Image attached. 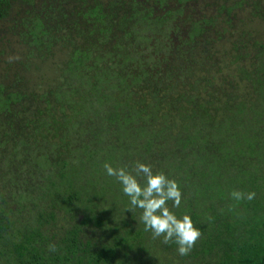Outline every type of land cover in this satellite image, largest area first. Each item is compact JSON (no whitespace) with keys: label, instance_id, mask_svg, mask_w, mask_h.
<instances>
[{"label":"trees","instance_id":"16d2710c","mask_svg":"<svg viewBox=\"0 0 264 264\" xmlns=\"http://www.w3.org/2000/svg\"><path fill=\"white\" fill-rule=\"evenodd\" d=\"M137 161L177 182L186 255L105 173ZM4 241L0 264H264V0H0Z\"/></svg>","mask_w":264,"mask_h":264},{"label":"clouds","instance_id":"9594fccd","mask_svg":"<svg viewBox=\"0 0 264 264\" xmlns=\"http://www.w3.org/2000/svg\"><path fill=\"white\" fill-rule=\"evenodd\" d=\"M104 168L106 175L114 177L122 193L128 197L129 207L125 210H141L139 220L145 231H150L154 239L162 238L164 244L175 243L181 256L191 251L201 233L188 214L177 215L172 210L181 203V192L174 179L167 177L163 171H153L151 165L140 161L135 162L131 169L113 168L109 164H105ZM231 195L236 200L241 199L239 192ZM253 196L254 193H248L247 199L251 200Z\"/></svg>","mask_w":264,"mask_h":264},{"label":"rangeland","instance_id":"374dc122","mask_svg":"<svg viewBox=\"0 0 264 264\" xmlns=\"http://www.w3.org/2000/svg\"><path fill=\"white\" fill-rule=\"evenodd\" d=\"M231 2H233L234 0H230ZM250 8H247L246 10H249ZM16 48V50L17 51H20V48L19 47H15ZM52 63V64H51ZM51 63L49 62V64L51 65V67H50V65L49 64H46L45 66H41L42 68H44L43 69V71H44V74H49V73H51L52 74V76H54V78L55 77H57V68H58V66H59V64H60V58H55V59H53V60H51ZM228 64V61L227 62H225L224 63V67H223V69L224 68H226V65ZM33 69H34V67L31 65V67H30V69H29V71H28V73H25V79H26V81H28L29 82V80L31 79H33L35 76H36V74L33 72ZM30 78V79H29ZM27 85L28 86H31L32 84L31 83H27ZM78 171H80L79 173H78V175H81L82 174V170H80V169H78ZM51 173H52V170H51ZM31 176V175H30ZM27 177H29V174L27 175ZM18 190V189H17ZM20 193H23V192H25V191H19ZM103 204H101V206H102ZM11 207V210H13L14 212H16V211H18L19 210V206L17 205V204H13L12 206H10ZM28 208H33V204L31 203V201L30 202H28ZM31 212V211H30ZM30 212L28 213L27 211H25L24 213H23V216L26 218V217H28V214H30ZM56 218V223L55 224H53V223H50L49 224V226H47L46 227V229H43L42 231H46V234L48 235V240H50V234L52 233V231L57 227V225H59L60 224V222H59V219H58V216L57 217H55ZM76 219H77V217H76ZM22 223H23V220H22ZM62 224V223H61ZM56 230V229H55ZM61 236H63V233H61V234H59V237H61ZM55 238H56V236H55ZM54 238V239H55ZM53 239V240H54ZM52 240V241H53ZM64 240V239H63ZM56 241H60V240H56ZM56 241H54V242H56ZM7 241H4V243H2L1 245H0V248H7V243H6Z\"/></svg>","mask_w":264,"mask_h":264},{"label":"flooded vegetation","instance_id":"af4514ba","mask_svg":"<svg viewBox=\"0 0 264 264\" xmlns=\"http://www.w3.org/2000/svg\"><path fill=\"white\" fill-rule=\"evenodd\" d=\"M197 12H198V10H197ZM198 14H199V12H198ZM236 29V28H235ZM235 29H233L232 31H234ZM239 30L241 31V27L239 28ZM231 31V29H229L228 27H225V29H224V32H223V34H224V36L225 37H230V38H236V34L234 33L233 34V36H229L230 35V33L232 32ZM237 31H238V27H237ZM236 31V32H237ZM245 31V33L244 34H246L248 31H251V29H244L243 31H242V33ZM241 33V34H242Z\"/></svg>","mask_w":264,"mask_h":264}]
</instances>
